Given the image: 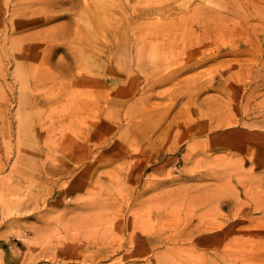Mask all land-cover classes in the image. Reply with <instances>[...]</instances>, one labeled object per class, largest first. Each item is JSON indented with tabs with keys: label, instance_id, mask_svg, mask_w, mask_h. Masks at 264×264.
I'll return each mask as SVG.
<instances>
[{
	"label": "rangeland",
	"instance_id": "rangeland-1",
	"mask_svg": "<svg viewBox=\"0 0 264 264\" xmlns=\"http://www.w3.org/2000/svg\"><path fill=\"white\" fill-rule=\"evenodd\" d=\"M210 1L0 0V264H264V29Z\"/></svg>",
	"mask_w": 264,
	"mask_h": 264
},
{
	"label": "bare ground",
	"instance_id": "bare-ground-1",
	"mask_svg": "<svg viewBox=\"0 0 264 264\" xmlns=\"http://www.w3.org/2000/svg\"><path fill=\"white\" fill-rule=\"evenodd\" d=\"M101 3V2H100ZM109 3V2H108ZM112 3V2H111ZM109 3V5L111 4ZM34 4V3H33ZM210 7H206V8H201V9H196V11H194V14H197V18L198 20H201L203 25L201 27H204L205 24H214L217 27L219 26H224L229 24L230 22H232L235 25V28H244V29H249V28H256V29H264V19L263 20H259V15H256L252 9L254 8V6H256L258 8V11H261V14L263 15L264 18V0H211L209 2ZM28 5V4H27ZM35 5V4H34ZM47 5V4H46ZM48 6V5H47ZM108 6V5H107ZM127 8H131L129 7V5H127ZM102 7V6H101ZM110 7V6H109ZM99 8V6H98ZM112 8V7H111ZM110 8V9H111ZM48 10V9H46ZM109 10V8H108ZM131 10V9H130ZM36 11V10H35ZM127 11H129L127 9ZM161 12L162 9H158V8H152L150 10H147L146 12ZM51 14V15H49ZM114 17V16H113ZM262 17V16H261ZM57 18V16L53 13V12H47L46 15L41 19L42 22L40 23V25H43L44 23H48L51 21H55ZM59 18V17H58ZM60 19V18H59ZM238 20V21H237ZM99 21V20H98ZM120 21V20H119ZM237 21V22H236ZM262 21V22H261ZM257 22V23H256ZM131 19L128 18V26H126V28L128 29V31L130 30L129 27H131ZM207 28V27H206ZM55 30V29H54ZM61 32L64 33L66 35H64V41H71L72 40V31L68 30V28H61ZM64 30V31H63ZM157 30V29H156ZM202 30V29H201ZM158 31V30H157ZM59 32V31H58ZM96 32L99 34V26L98 24L96 25ZM57 33V31H56ZM196 33V32H195ZM200 33V32H199ZM58 35V34H57ZM56 35V36H57ZM132 35V34H131ZM130 35V37H131ZM144 35V34H143ZM62 36V34L60 35ZM47 37V35H46ZM59 37V36H58ZM146 37V36H145ZM35 38V37H34ZM31 39V42L34 41L35 39ZM45 38V37H44ZM48 38V37H47ZM78 37H76L77 39ZM132 38V37H131ZM144 38V37H143ZM142 38V39H143ZM51 39V38H49ZM58 39V38H57ZM60 39V38H59ZM129 39V38H128ZM128 39H125V43L128 42ZM149 40H151L150 38H148ZM40 40V39H39ZM133 40V39H131ZM136 40V38H135ZM145 40V39H144ZM147 40V39H146ZM145 40V43H146ZM149 40H147V42H149ZM153 40V38H152ZM151 40V41H152ZM45 41V40H44ZM57 41V40H56ZM134 41V40H133ZM138 40H136L137 43ZM141 41V40H140ZM150 41V42H151ZM50 42V41H49ZM55 42V41H53ZM139 42V41H138ZM143 42V41H142ZM25 44V42H23ZM22 43V44H23ZM123 43V42H122ZM53 44V43H52ZM51 44V45H52ZM71 44V43H70ZM134 44V43H133ZM21 45V44H19ZM56 45V44H55ZM63 45V44H62ZM66 45V44H65ZM69 45V44H68ZM60 46L57 44V47ZM82 46V45H81ZM139 46V44L137 45ZM143 46V43H142ZM18 47V46H17ZM56 47V46H54ZM56 47V48H57ZM141 47V46H139ZM53 49V47H51ZM142 48V47H141ZM80 50V49H79ZM140 50V48H138V51ZM52 51V50H50ZM54 52V49H53ZM80 52V51H79ZM25 54V53H24ZM85 55L84 50L79 54V55ZM14 57V56H13ZM13 59V58H11ZM33 60V59H32ZM27 61H29L27 59ZM198 65V63H196ZM195 64V65H196ZM196 65V66H197ZM84 80V79H83ZM69 81V80H68ZM76 81V80H75ZM44 84V82L40 81L39 85ZM68 84V82H67ZM74 85V84H73ZM66 87V86H65ZM92 87V86H91ZM94 87V86H93ZM66 89V88H65ZM73 91V90H72ZM70 92V91H69ZM251 240V239H250ZM253 243V242H252ZM224 246V245H223ZM222 248V247H221ZM224 248V247H223ZM232 249V248H231ZM234 249V248H233ZM221 254V253H220ZM197 259H193L191 258V261H193V264H208V260L206 259V257L204 256H199L196 257ZM186 259V258H185ZM196 260V261H195ZM180 261V260H179ZM175 263V262H174ZM243 263V262H242ZM182 264V263H181Z\"/></svg>",
	"mask_w": 264,
	"mask_h": 264
}]
</instances>
